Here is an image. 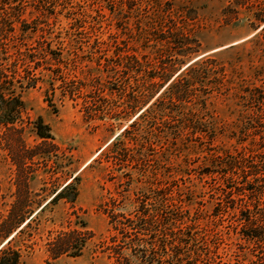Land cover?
<instances>
[{
    "label": "trees",
    "instance_id": "trees-1",
    "mask_svg": "<svg viewBox=\"0 0 264 264\" xmlns=\"http://www.w3.org/2000/svg\"><path fill=\"white\" fill-rule=\"evenodd\" d=\"M233 2L237 14L232 24L242 21L238 8L244 7L249 27L254 31L260 28L243 43L255 42L262 52L264 0ZM79 3L80 0H0V48L8 51L2 39L18 32L14 24L23 22L20 20L26 7L46 19L64 17L67 23L63 29L70 35L93 32L91 28L96 24L88 22L91 9H81ZM99 4L95 15H110L124 24L132 20L131 27L126 28L142 35L145 49L154 47L157 53L151 58L149 53L119 49L101 57L97 51L96 58L88 60L94 69L103 72L104 78L119 79V87L105 89L103 100L116 93L122 105L104 109L105 117L119 126L134 115L101 151L116 170L128 168L117 175L121 189L108 205L103 204L108 230L112 232L103 251L108 264H264V66L253 71L254 82L236 87V119L228 128L215 115L212 98L234 88L219 55L237 44L193 57L201 42L190 27L197 12L189 1L111 0L108 5L100 0ZM228 7L231 8L226 5L221 9L222 16ZM163 23L167 24L166 30ZM20 29L22 33L27 31ZM59 44L63 46V41ZM35 55L17 52L16 61L21 62L26 73L25 87L33 86L37 80L27 71L38 62ZM4 78L0 70V102L5 95L18 96L10 91L11 87L4 86ZM13 113L7 109L6 114ZM35 128L40 139H51L49 128L40 118ZM219 138L233 142L235 148L222 149L217 143ZM190 156L198 161L196 165L188 163ZM181 160L187 164L182 165ZM191 176L199 183L198 189L192 188ZM78 178V174L73 176L50 202L64 199L73 204ZM142 180L149 186L138 191L127 209L125 192L129 188L123 189V185L130 187L133 181ZM205 201L212 203L209 217L206 214L211 219L210 228L200 226V217L193 219L195 203L203 205ZM81 227L88 229L85 222ZM230 228L239 241L236 259L230 255L234 251L220 248ZM10 241L0 249V264L18 263L19 252L9 248ZM86 242L76 235L66 252L78 256ZM62 253L63 249L53 255Z\"/></svg>",
    "mask_w": 264,
    "mask_h": 264
},
{
    "label": "rangeland",
    "instance_id": "rangeland-1",
    "mask_svg": "<svg viewBox=\"0 0 264 264\" xmlns=\"http://www.w3.org/2000/svg\"><path fill=\"white\" fill-rule=\"evenodd\" d=\"M105 1L111 4V0ZM182 1H189L197 12L190 27L200 39L201 48L193 57L237 44L219 55L234 88L226 95L212 98L215 115L223 126L227 124L230 128L236 119V87L238 84L250 85L254 82L251 77L253 71L264 66V50L261 52L255 42L256 45L243 43L260 28L254 31L249 27L244 7L238 8L242 21L232 24L237 14L234 0ZM99 3L100 0H80L81 9H91L88 22L96 24L91 28L93 32L88 34L70 35L63 29L67 23L64 17L46 19L26 7L20 20L23 22L14 24L20 33L14 32L2 39L8 50L3 52L0 48L4 86L11 87L10 91L18 96L8 98L5 95L0 102V249L11 240L9 248L17 250L20 255L17 264L109 263L103 251L112 232L108 230L103 206L108 205L109 199L121 189L117 186V175L125 173L128 168L116 170L101 156V151L134 115L119 126L116 121L105 117L104 109L108 111L110 107L117 109L122 105L116 93L103 100L107 93L105 89L119 87V79L115 76L104 78L103 72L94 69V64L88 60L95 59L97 51L101 57L119 49L142 55L149 53L151 58L157 57V53L154 47L150 51L145 49L142 35L126 28L131 27L132 20L124 24L110 15H95L94 10L100 8ZM226 5L231 8L228 7L222 16L220 11ZM166 25L163 23V30H166ZM22 27L27 30L25 33L20 31ZM60 41H63V46ZM23 50L36 54L35 58H38L35 68L27 69L37 79L31 87H25L26 73L21 62L16 61L17 52ZM165 50L163 46V55ZM104 72L107 74L106 70ZM101 87L103 90H98ZM7 109L14 113L6 114ZM38 118L49 128L51 139H40L36 134ZM218 140L222 149L235 148L227 139ZM176 161L180 162L179 159ZM187 161L190 165L198 163L194 156ZM204 162L207 164L206 160ZM181 164L187 162L181 160ZM77 174L78 193L74 203L64 199L50 202L54 194ZM191 177L192 188L198 189L199 183ZM147 178L152 179L150 173ZM144 181H133L130 187L123 185V189L129 188L125 192L127 209L131 208L138 191L149 186ZM211 206L208 201L203 205L195 203L193 219L200 217V226L212 227L210 218H207ZM82 222L86 223L88 231L82 230ZM76 235L87 242L80 255L73 257L66 250ZM237 242L230 228L229 235L224 233L220 248L222 251H234L230 255L236 259L240 253L236 252ZM62 249V254L53 255Z\"/></svg>",
    "mask_w": 264,
    "mask_h": 264
},
{
    "label": "bare ground",
    "instance_id": "bare-ground-1",
    "mask_svg": "<svg viewBox=\"0 0 264 264\" xmlns=\"http://www.w3.org/2000/svg\"><path fill=\"white\" fill-rule=\"evenodd\" d=\"M109 141H110V140H109ZM109 141H108V142H109ZM87 163H88V162H87Z\"/></svg>",
    "mask_w": 264,
    "mask_h": 264
}]
</instances>
